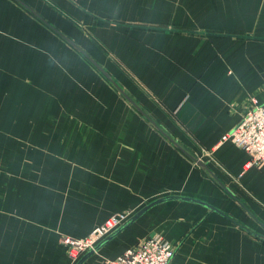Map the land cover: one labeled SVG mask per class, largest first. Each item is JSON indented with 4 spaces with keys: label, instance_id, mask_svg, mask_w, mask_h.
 <instances>
[{
    "label": "crops",
    "instance_id": "0c3cea01",
    "mask_svg": "<svg viewBox=\"0 0 264 264\" xmlns=\"http://www.w3.org/2000/svg\"><path fill=\"white\" fill-rule=\"evenodd\" d=\"M252 99L264 0H0V264H70L61 236L161 198L81 264L154 233L264 264V162L221 141Z\"/></svg>",
    "mask_w": 264,
    "mask_h": 264
},
{
    "label": "built area",
    "instance_id": "2783aa9c",
    "mask_svg": "<svg viewBox=\"0 0 264 264\" xmlns=\"http://www.w3.org/2000/svg\"><path fill=\"white\" fill-rule=\"evenodd\" d=\"M225 140L233 141L249 154L247 166L264 162V102L252 99L238 123L222 137L221 141ZM132 213V210L115 213L80 238L61 236L70 264H75L84 253L125 224ZM175 251L176 245L161 233H154L117 257L105 259L103 264H171Z\"/></svg>",
    "mask_w": 264,
    "mask_h": 264
},
{
    "label": "water",
    "instance_id": "95a60500",
    "mask_svg": "<svg viewBox=\"0 0 264 264\" xmlns=\"http://www.w3.org/2000/svg\"><path fill=\"white\" fill-rule=\"evenodd\" d=\"M94 62V61H93ZM95 63V62H94ZM96 64V63H95ZM98 68H100L107 77H109V75L98 65ZM114 82V81H113ZM114 84L120 88L115 82ZM121 90V89H120ZM183 198H186V197H183ZM163 199H157L156 201H153L152 203L146 205L143 209H141L138 213H136L135 215L131 216L130 219L125 223L123 224L121 227H119L118 229H116L114 232H112L110 235H108L105 239H103L94 249L90 250L87 252V254H85L78 262L77 264H81L83 262V260L88 256L90 255L91 253H93L94 251L98 250L101 245L107 241H109L110 239H112L114 236H116L119 232H121L129 223L133 222L134 220H136L143 212H145L148 208H150L152 205H154L155 203H158L160 201H162ZM212 208H214L213 206H211ZM216 209V208H214ZM218 210V209H216Z\"/></svg>",
    "mask_w": 264,
    "mask_h": 264
}]
</instances>
